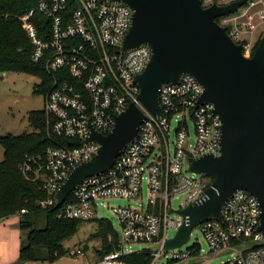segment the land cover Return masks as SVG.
Instances as JSON below:
<instances>
[{
    "label": "built area",
    "instance_id": "2783aa9c",
    "mask_svg": "<svg viewBox=\"0 0 264 264\" xmlns=\"http://www.w3.org/2000/svg\"><path fill=\"white\" fill-rule=\"evenodd\" d=\"M199 1L202 7H208L214 3L224 5L225 0ZM77 4L68 13L67 0H41L37 11L50 21L49 32L33 20V10L20 18L33 48L31 61L43 64L50 76V88L42 94L49 129L55 137L68 141L56 142L43 157H25L20 171L24 178L41 182L47 198L40 206L55 208L58 187L76 166L89 161L99 149L94 142H83L90 134L88 122L105 135L112 130L115 117L134 103L145 115L137 137L104 173L82 180L55 208L56 217L91 222L101 214L97 210L99 203L111 198L138 199L146 181L147 199L139 208L111 207L120 226V233H116L118 249L95 264H126L123 256L146 252L153 257L151 264H155L166 240L171 239L168 233H176L183 225V218L170 210L185 208L205 197L211 181L189 172L188 167L192 159L204 154L219 155L220 119L212 104L196 107L203 92L190 74L182 75L177 84L159 88L160 115L152 116L137 100L138 86L133 78L146 67L151 50L141 45L120 51L132 15L129 7L110 0H77ZM220 25L226 26L232 42L240 44L243 56L249 58L255 49V33L264 28V0H248L233 14L222 17ZM43 35L49 37L44 39ZM172 120L175 127L171 129ZM187 120L193 125L192 142ZM171 132L175 136L172 146ZM76 142L79 146L74 145ZM177 194H184V199L177 209L170 208V199ZM222 206L221 221L205 220L189 233L190 238L192 231L199 229L209 255L201 256L198 246L193 255L188 250L172 254L170 264H206L204 260L224 252L231 253L233 259L223 264H264V237L258 230L260 206L256 197L238 190ZM126 244L143 247L124 251ZM69 255L76 258L84 253L77 249Z\"/></svg>",
    "mask_w": 264,
    "mask_h": 264
},
{
    "label": "water",
    "instance_id": "95a60500",
    "mask_svg": "<svg viewBox=\"0 0 264 264\" xmlns=\"http://www.w3.org/2000/svg\"><path fill=\"white\" fill-rule=\"evenodd\" d=\"M110 1L127 5L132 13L120 51L141 45L151 50L146 67L133 77L141 106L159 116V88L177 84L182 75L190 74L203 92L196 107L210 103L220 119L219 155L204 154L192 159L188 167L191 173L210 177L211 183L203 199L170 210L183 218V225L166 240L164 251L188 243L191 229L205 220L221 221L222 205L238 190L256 197L260 206L258 230L264 237V35L247 58L241 45L233 43L226 28L215 21L233 14L248 0L208 7H202L199 0ZM144 119L143 111L130 103L105 135L88 122L90 134L83 142H94L99 149L58 187L55 208L82 180L109 169L137 137ZM97 218L102 219L100 213Z\"/></svg>",
    "mask_w": 264,
    "mask_h": 264
},
{
    "label": "trees",
    "instance_id": "16d2710c",
    "mask_svg": "<svg viewBox=\"0 0 264 264\" xmlns=\"http://www.w3.org/2000/svg\"><path fill=\"white\" fill-rule=\"evenodd\" d=\"M40 1L0 0V75L25 73L35 76L41 83L34 87L33 92L46 94L50 88V76L43 64H34L31 61L33 48L20 21L22 16L33 10V20L43 24L48 31L50 21L37 11ZM77 5V0H67V12H71ZM221 20L222 17H218L215 21L221 24ZM42 37L47 39L49 35ZM261 37L262 35L256 40L255 47ZM28 120L33 132L0 137V147L3 149V158L0 161V220L10 216L19 217L18 228L25 237L20 241L17 264L43 261L55 263L67 253L63 242L75 236L81 222L57 218V211L53 206L41 207L40 203L47 198L42 184L40 181L33 182L24 178L20 165L25 157H43L46 149L54 147L56 142L66 144L68 141L52 134L43 109L29 112ZM74 145L79 146V143ZM205 178L212 180L207 176ZM22 210L25 211L24 214H21ZM96 220V236L101 242L96 255L101 259L118 249L117 234L108 221ZM198 246L193 244L188 249L189 253L195 254ZM122 260L126 264H151L153 257L148 252L133 253L123 256Z\"/></svg>",
    "mask_w": 264,
    "mask_h": 264
},
{
    "label": "rangeland",
    "instance_id": "374dc122",
    "mask_svg": "<svg viewBox=\"0 0 264 264\" xmlns=\"http://www.w3.org/2000/svg\"><path fill=\"white\" fill-rule=\"evenodd\" d=\"M233 2V0H225L224 5ZM226 27V26H225ZM228 28V27H227ZM264 35V28H260L256 31V40L260 36ZM41 80L35 76L29 74H17V73H6L0 75V137L7 136L11 134L14 136L23 135V133L33 132L34 129L31 126L28 116L29 112L39 111L43 109L44 97L42 93H34V87L39 86ZM42 85L40 89H42ZM39 89V88H38ZM188 130L190 133V142L193 141V125L190 120H187ZM171 129L175 127V121L170 122ZM174 133L171 132L169 135V142L171 146L174 143ZM3 158V149L0 147V161ZM207 179L205 178H202ZM142 197L138 199H118L111 198L106 201H102L97 206V210L101 212L103 219L110 223L112 230L119 234L120 226L117 224V220L111 207H123L131 206L132 208H139L141 202L147 199L148 192L146 191V181H143L142 186ZM184 194H177L172 196L170 199V208L177 209L178 205L183 201ZM171 218L175 217L173 214ZM12 219L9 221L0 222V261L8 257V261L14 259V263L17 264L16 260V247L10 240L11 235H13V240L16 242L22 241L25 234L21 230L13 227L11 225ZM78 232L69 240L64 241L63 246L67 250L65 256L61 257L59 261L55 263L48 262H31V264H95L99 260L96 255V250L100 248L101 242L96 236L98 231L97 220H91V222H81ZM175 232L170 231L168 233V238H173ZM1 244H6L3 247ZM193 244L199 245L201 252L200 255L206 257L209 255L208 245L206 240H204L198 228H195L190 235L188 243L182 245L181 247L174 248V250L162 251L160 258L157 259L155 264H170L172 259V254L174 253H184ZM14 246V247H13ZM87 246L88 250L84 251L83 247ZM143 244H126L124 246V251H138L141 250ZM80 249L83 251V256L73 257L70 254L71 251ZM8 252V256L5 253ZM233 259V255L229 252H224L221 256L211 257L204 260L206 264H223V262H229ZM193 263V262H192Z\"/></svg>",
    "mask_w": 264,
    "mask_h": 264
},
{
    "label": "crops",
    "instance_id": "0c3cea01",
    "mask_svg": "<svg viewBox=\"0 0 264 264\" xmlns=\"http://www.w3.org/2000/svg\"><path fill=\"white\" fill-rule=\"evenodd\" d=\"M18 216H10L9 218H7V219H2V220H0V222H5V220L6 221H9V219H12V221H11V225L13 226V227H15V228H17L18 230H19V228H18ZM10 241H13L12 243L15 245V251H16V260H17V258H18V253H19V249H20V241H18V242H16V239L15 240H13V235H11V238H10V240H8V242H10ZM3 247H6L7 248V245L6 244H1ZM14 247V246H13ZM6 254V256H8V252L7 253H5ZM9 259H8V257H6V259H4V260H2V261H0V264H11V262H15L14 261V259L13 260H10V261H8ZM25 264H31V262H27V263H25Z\"/></svg>",
    "mask_w": 264,
    "mask_h": 264
}]
</instances>
